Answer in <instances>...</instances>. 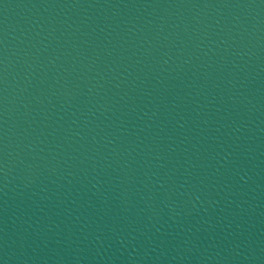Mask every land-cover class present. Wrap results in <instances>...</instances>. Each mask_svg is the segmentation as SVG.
<instances>
[{
  "label": "water",
  "instance_id": "1",
  "mask_svg": "<svg viewBox=\"0 0 264 264\" xmlns=\"http://www.w3.org/2000/svg\"><path fill=\"white\" fill-rule=\"evenodd\" d=\"M0 264H264V0H0Z\"/></svg>",
  "mask_w": 264,
  "mask_h": 264
}]
</instances>
